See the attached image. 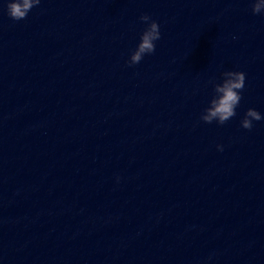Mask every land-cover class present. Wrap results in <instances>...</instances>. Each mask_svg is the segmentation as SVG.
I'll use <instances>...</instances> for the list:
<instances>
[{
    "label": "water",
    "instance_id": "water-1",
    "mask_svg": "<svg viewBox=\"0 0 264 264\" xmlns=\"http://www.w3.org/2000/svg\"><path fill=\"white\" fill-rule=\"evenodd\" d=\"M0 0V264H264L254 0ZM148 14L154 54L128 61ZM226 71L236 116L201 115ZM217 145H223L220 151Z\"/></svg>",
    "mask_w": 264,
    "mask_h": 264
},
{
    "label": "clouds",
    "instance_id": "clouds-1",
    "mask_svg": "<svg viewBox=\"0 0 264 264\" xmlns=\"http://www.w3.org/2000/svg\"><path fill=\"white\" fill-rule=\"evenodd\" d=\"M41 3V0H9L7 4L8 15L16 21L27 18L29 12ZM253 14L264 13V0H254L252 6ZM147 27L141 34L140 43L130 56L129 66L139 64L146 55L154 54L156 41L161 39L160 25L150 15L144 14L140 17ZM223 82L214 85L215 95L209 102V106L201 115V120L211 124L214 121L220 125L225 124L236 116V109L242 99V90L245 87L246 73L242 71H226L223 73ZM264 120V115L254 108H249L241 121L244 129L251 130L253 121ZM223 151V145H217Z\"/></svg>",
    "mask_w": 264,
    "mask_h": 264
}]
</instances>
